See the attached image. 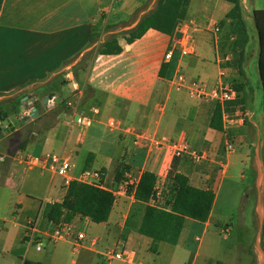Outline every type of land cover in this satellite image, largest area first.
<instances>
[{"label": "crops", "instance_id": "0c3cea01", "mask_svg": "<svg viewBox=\"0 0 264 264\" xmlns=\"http://www.w3.org/2000/svg\"><path fill=\"white\" fill-rule=\"evenodd\" d=\"M157 3L158 0H0V105L7 108L14 100L32 92L41 99L37 103L40 118L32 125L11 112L0 119V130L5 133L0 142L14 134L25 147L13 154L0 150V154L7 155L0 160V264L22 260L40 264H150V261L154 264H225L224 260L215 262L213 252L203 256L202 245H188V240L196 224L205 229L214 218L218 193L233 156L228 151L223 153L222 148L226 150L227 138L232 135L240 148H247L238 154L249 162L256 176L257 194L249 219L256 227L258 248L257 255L252 249L250 257L253 264L255 258L258 264H264V129L261 124L264 87L259 69L260 36L254 16L255 10L264 11V0H241V16L236 19L226 17L233 7L231 2L191 0L185 19L179 23L185 32L182 40L192 50L189 54L181 52L180 44L170 58H165L177 40L175 34L149 28L132 42L119 36L121 52H95L85 71L76 68L87 49L97 48L111 36L135 28ZM163 66L165 75L161 76ZM76 72L83 74L91 97L90 108L78 105L91 117L80 128L70 126L72 108L66 104L72 100L69 94L75 82L68 75L74 76ZM179 73L188 79L201 80L207 91L227 84L237 91V98L226 104L228 119L223 118L222 131L209 126L216 102L197 99L186 87L176 86L173 79ZM49 83L57 88L50 93L60 97L57 115L50 114L44 105L45 97L50 94L45 91ZM111 118L120 125L109 126ZM5 120L11 124L8 133L5 129L9 124ZM46 122L49 125L44 126ZM128 127L146 129L156 137L186 139L207 157L197 160L184 155L170 159L163 148L154 147L150 140L137 146ZM236 129H243L245 133L241 130L235 133ZM3 146L4 141L0 148ZM45 151L70 155L74 173L89 168L100 170L106 189L117 187L115 175L121 163L129 166L123 176L126 171H132L138 180L144 170H153L160 190L156 205L166 210L170 209L173 173H183L192 185L215 192L210 216L204 222L186 217L176 244L157 245L152 238L133 233L132 227L138 230L146 204L132 194L120 195L109 219L98 222L106 226L104 236L90 237L80 228V224L90 226L97 222L79 214L72 217L70 222L75 229L88 235L78 251H73L71 239L47 242L42 250L28 247L22 240L27 219L40 215L39 228L51 231L56 223L44 216V207L46 203L62 200L66 193L61 188L60 176L40 167L30 168L24 161L28 153ZM103 153L109 154L106 164L96 165ZM89 158L92 162L85 167ZM165 165L168 168L163 172ZM45 172H49L46 193L21 191L26 177L33 179L28 189L34 190ZM49 191L54 194H48ZM149 203L153 204L152 200ZM132 204L139 206L135 222L131 219L133 213L129 218ZM187 222L190 226L183 240ZM134 237L146 241L147 245H131ZM107 248L126 250L132 261L106 259L103 253ZM69 253L76 258L69 259Z\"/></svg>", "mask_w": 264, "mask_h": 264}, {"label": "trees", "instance_id": "16d2710c", "mask_svg": "<svg viewBox=\"0 0 264 264\" xmlns=\"http://www.w3.org/2000/svg\"><path fill=\"white\" fill-rule=\"evenodd\" d=\"M190 1L158 0L156 8L144 16L135 28L111 36L99 45L96 52L119 53L123 49L118 42L119 36L124 37L128 42H132L142 36L149 28H155L174 36L178 24L187 15ZM226 1L233 4L226 17L239 18L241 16V0ZM254 16L260 36L259 69L264 87V11L255 10ZM160 74L161 76L165 75L164 66ZM45 89L46 92L50 93V91L57 88L55 84L49 83L45 86ZM38 103H41V99ZM0 107L2 106L0 105ZM20 107L21 99L14 100L10 103V106L3 108L4 112L1 115V119L6 118L9 112L19 115ZM37 108L39 109L40 107L37 105ZM38 118L40 117L38 116L35 121ZM209 126L218 131H222L224 128L222 107L219 102L215 103L211 111ZM20 147L25 148L21 144ZM91 162L92 158H89L85 167H89ZM127 168L129 166L125 163L119 164L115 175L116 182L122 179L123 172ZM102 176L104 177V175ZM172 179L173 183L169 200L170 209L168 210L149 203L156 194V173L153 170H144L135 186V198L146 204L138 231L152 238L154 242L163 241L176 244L181 235L185 218L190 217L201 222L207 221L215 200V192L213 190L192 185L188 177L183 173H173ZM114 203L115 196L111 190L79 180H72L63 199L46 203L43 212L44 216L54 223H59L62 220L70 221L77 214L88 217L98 223L109 219ZM24 264L40 263L25 260Z\"/></svg>", "mask_w": 264, "mask_h": 264}, {"label": "built area", "instance_id": "2783aa9c", "mask_svg": "<svg viewBox=\"0 0 264 264\" xmlns=\"http://www.w3.org/2000/svg\"><path fill=\"white\" fill-rule=\"evenodd\" d=\"M182 24L177 26V30H180L182 34L183 31ZM183 37L175 40L174 45L166 53L165 58H170L172 56L173 50L180 47L183 54H189L192 52L184 42ZM227 57L225 56L224 59ZM222 60V59H220ZM69 78H72L68 75ZM173 83L178 87H186L188 93L197 99L206 101H216L221 104L222 115L224 119H228V113L225 111L226 104L234 101L237 98V91L231 85H223L218 89L207 91L204 83L199 79H188L185 74L179 73L173 79ZM77 94V97H82L83 91L79 87L78 83L74 82L73 88ZM59 95L57 93H50L44 99L45 108L50 111V113L58 114V101ZM39 97L36 93L32 92L25 95L21 99V111L19 113L20 119L26 124H33L38 117L37 103ZM66 104L68 107L72 108V114L70 118V126L82 127L83 125L90 122L91 117L87 112L79 109L78 104H75L72 100H67ZM0 121V129H1ZM109 126L116 127L120 125V122L114 118L109 119ZM127 130L134 135V142L137 146H143L145 141H151L154 147L163 148L165 151V156L173 159L176 157H182L184 155H190L194 159L206 158L207 154L205 152L198 151L193 145L186 139H171L167 136H153L149 131L143 128L128 127ZM226 151L229 153L235 151V146L230 140V137L226 141ZM7 157L6 154H0V160H4ZM24 161L30 167H40L44 170L51 172L53 175H58L61 177V188L67 190L70 182L72 180H79L88 184L97 185L100 187L104 186V180L102 172L97 169H84L78 173L73 172L74 163L72 158L68 154H63L56 151H45L40 154H30L24 155ZM168 166L165 165L162 169L163 172L167 170ZM138 179L135 178L132 171H126L122 179L118 182V185L114 189H109L113 192L116 197L120 195H134L135 186ZM132 187V188H131ZM156 194L151 199L153 205H156L157 198L160 196V190L156 187ZM157 206V205H156ZM40 215L35 218H28L25 223L26 232L22 240L25 245L34 246L37 250L44 249L45 242H58L60 240H72L73 251H78L83 245L88 235L85 231L76 230L74 225L70 221H60L56 223L51 231H43L39 228ZM103 255L106 259H121L125 261H132V256L126 250H117L116 248H107ZM15 264H24V261H20Z\"/></svg>", "mask_w": 264, "mask_h": 264}, {"label": "rangeland", "instance_id": "374dc122", "mask_svg": "<svg viewBox=\"0 0 264 264\" xmlns=\"http://www.w3.org/2000/svg\"><path fill=\"white\" fill-rule=\"evenodd\" d=\"M99 47V46H98ZM97 47V48H98ZM96 47H90L87 49L79 62L77 63L76 68L83 69L84 71L90 65L92 58L97 50ZM83 74L76 72L74 74V81L79 83V87L82 89V97H77L75 90L69 94L71 99L75 104H78L85 109L90 108V93L86 88L85 81L82 78ZM78 80V81H77ZM85 85L82 86V85ZM21 111V107H20ZM4 109L0 107V119L3 114ZM50 113V111H49ZM51 114V113H50ZM49 114V115H50ZM46 116L47 121L49 117ZM5 124H9L8 128L5 129V132L8 133L10 129V122L4 121ZM262 128L264 129V120L262 121ZM32 125V124H31ZM49 125V122L44 123V126ZM80 128L78 126H75ZM241 132L245 133L243 129H236L235 133ZM105 132H109V129H106ZM2 130H0V137L4 136ZM262 137L264 139V130ZM230 140L235 146V151L229 154H232V161L230 162L227 172L224 174V183L218 193V199L215 204L214 209V218L212 222L207 225L204 229L203 225L196 224L194 226L191 236L188 240V245H202L201 253L202 255H209L211 252L214 256V261L224 260L225 264H253L252 258L250 257L252 249H254L255 254L257 255L256 245L257 233L256 227L253 223L250 222L249 213L254 205L256 199V184H255V172L249 162H245L244 156H239L238 153H243L246 151V147L240 148V143L237 142L235 137L230 136ZM4 141V146L0 148L2 151H6L8 154H13L20 150V138L17 135L11 134L7 138L3 139L0 143ZM225 147L222 148V152L225 153ZM227 152V151H226ZM109 154L103 153L99 156L98 162L96 165H99L102 162H107ZM32 172V171H31ZM33 172H39V170H33ZM135 176V173H133ZM49 172H45L44 179H41L36 189H28L33 183L32 178H25V185L21 188L22 192H34V194L43 195L46 193V188L48 186ZM35 183V182H34ZM50 195L54 194V191H49ZM139 206L132 204L130 208L129 218L131 213L132 221L135 222L137 219ZM86 222V218H83ZM247 222V224H244ZM79 223V221H77ZM138 224V220L136 225ZM190 223H186V228L184 229L183 240L186 238V233L189 230ZM80 228L85 230L90 237L93 236H104L106 233V226L98 223H91L90 226H85V224H80ZM133 233L135 235H140L139 231L136 229V226H133ZM196 235L199 236V239H196ZM143 236L145 239L148 236ZM131 245H147V242L138 238H133ZM47 245V242H45ZM70 245V244H65ZM157 245H172L167 242H158ZM71 249L68 246V252ZM68 258H76L74 254H68ZM150 264H154L151 261ZM199 264V263H197ZM254 264H258L257 258L254 260Z\"/></svg>", "mask_w": 264, "mask_h": 264}, {"label": "water", "instance_id": "95a60500", "mask_svg": "<svg viewBox=\"0 0 264 264\" xmlns=\"http://www.w3.org/2000/svg\"><path fill=\"white\" fill-rule=\"evenodd\" d=\"M181 36H182V32H181L180 30H177V31L175 32V38L178 39V38H180Z\"/></svg>", "mask_w": 264, "mask_h": 264}]
</instances>
